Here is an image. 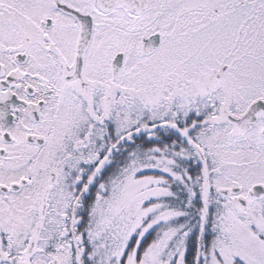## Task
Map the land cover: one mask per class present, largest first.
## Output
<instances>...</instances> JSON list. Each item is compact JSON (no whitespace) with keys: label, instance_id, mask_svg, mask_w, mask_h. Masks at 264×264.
Returning <instances> with one entry per match:
<instances>
[{"label":"snow or ice","instance_id":"obj_1","mask_svg":"<svg viewBox=\"0 0 264 264\" xmlns=\"http://www.w3.org/2000/svg\"><path fill=\"white\" fill-rule=\"evenodd\" d=\"M0 264H264V0H0Z\"/></svg>","mask_w":264,"mask_h":264}]
</instances>
